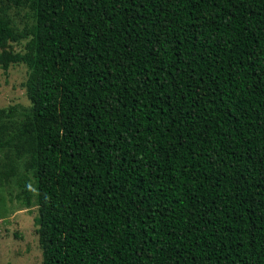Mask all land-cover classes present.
<instances>
[{"label":"trees","instance_id":"1","mask_svg":"<svg viewBox=\"0 0 264 264\" xmlns=\"http://www.w3.org/2000/svg\"><path fill=\"white\" fill-rule=\"evenodd\" d=\"M20 64L43 264H264V0H0Z\"/></svg>","mask_w":264,"mask_h":264},{"label":"rangeland","instance_id":"2","mask_svg":"<svg viewBox=\"0 0 264 264\" xmlns=\"http://www.w3.org/2000/svg\"><path fill=\"white\" fill-rule=\"evenodd\" d=\"M19 12L21 14H12L21 29L26 22V10ZM11 49L21 52L23 45L12 43ZM28 76L26 64L11 66L8 71L0 68L1 109H13L17 114L27 113L31 109L25 87ZM10 154L11 151L0 154V169L8 162ZM24 172L21 164L18 175L9 183L0 185V264H43L36 224L38 205L35 181L26 179L21 183L20 176ZM28 198L31 200L30 205L27 203Z\"/></svg>","mask_w":264,"mask_h":264}]
</instances>
